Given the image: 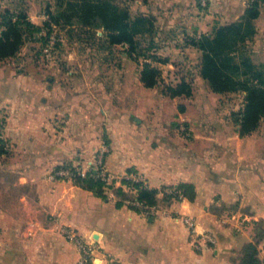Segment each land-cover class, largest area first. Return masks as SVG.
<instances>
[{
  "label": "crops",
  "instance_id": "obj_1",
  "mask_svg": "<svg viewBox=\"0 0 264 264\" xmlns=\"http://www.w3.org/2000/svg\"><path fill=\"white\" fill-rule=\"evenodd\" d=\"M144 6L157 23L153 35L163 39L210 34L238 20L246 0ZM164 43L159 52L169 48ZM68 74L46 86L38 78H0L5 133L20 148L8 168L18 181L0 191V264H77L78 249L62 234L64 226L97 242L92 264H240L257 225L264 228V142L241 136L231 123L222 101L235 93L214 92L192 71L176 80L190 83L192 94L177 97L145 87L139 73L133 79L121 70L113 81L101 79L105 87L97 91L78 73ZM103 146L112 186L132 174L156 190L191 183L194 201L174 200L165 214L150 216L118 207L109 192L104 199L74 180L50 177L64 163L95 171ZM185 217L213 242L201 239L197 248ZM259 242L264 264V237Z\"/></svg>",
  "mask_w": 264,
  "mask_h": 264
},
{
  "label": "rangeland",
  "instance_id": "obj_2",
  "mask_svg": "<svg viewBox=\"0 0 264 264\" xmlns=\"http://www.w3.org/2000/svg\"><path fill=\"white\" fill-rule=\"evenodd\" d=\"M75 1L0 0V31L4 28L2 22L6 16H12V19L16 20L17 16L24 15L39 28L26 36L27 41L15 56L0 59V78L8 76L38 78L46 86V83H50L49 80L51 79H58L60 82L65 81V78L69 76L68 72L71 71L78 73L81 79L91 83L97 91L100 87H105L100 86L101 79L103 81V79L110 78L113 81L116 76H119L121 70L125 75L135 79L138 73L140 75L142 65L146 62H152L150 57L152 54L160 60H167L164 63L155 64L161 69L166 83L177 84L176 80L187 74L188 71L200 74L199 69L195 68V64L197 61L200 63L202 53L191 44L194 37L161 39L154 36L157 23L149 13H146L144 5L148 0H111L114 6L127 9L132 18L137 16L145 18L135 26L138 31L135 36L138 42V51L135 54L128 52V45L109 46L106 38L107 31L102 27V19L96 17L94 22L86 24ZM253 1L246 0V7ZM203 5L206 6L204 1ZM263 8L264 4L260 11ZM55 19L59 21L58 25H55ZM252 25L255 33L247 37L245 42L240 45L238 56L248 57L256 67L264 71V20L255 19ZM163 42L169 45V48L165 52H159L157 45ZM138 52H141L139 56H137ZM113 87L115 84L111 85L110 88ZM160 88L162 89V87ZM1 97L3 94L0 90V191H5L11 189L12 184L18 181L17 173L10 172L8 168L13 159L20 158V148L15 142L16 137H12L10 142L9 136H6L5 122L8 115L6 113L7 108L2 105ZM228 100L226 97L225 101H222L225 103L223 108L228 110L230 121L234 124L232 112L243 110L245 105L244 93L237 92L235 95H231ZM233 109L235 111H232ZM246 135L257 142H264V117L258 127ZM63 167L83 170L81 165L64 163L54 168L50 177ZM93 168L88 169L86 174H90ZM109 186L110 188H106V192L112 194L116 202L123 200L124 197L117 195L116 187L111 184ZM160 199L159 204L163 208L171 205L174 201H164L163 197ZM127 201L124 202V205L131 208ZM255 231L257 235L260 234L263 232V226L257 225ZM257 247L259 256L262 251L259 248V240Z\"/></svg>",
  "mask_w": 264,
  "mask_h": 264
},
{
  "label": "trees",
  "instance_id": "obj_3",
  "mask_svg": "<svg viewBox=\"0 0 264 264\" xmlns=\"http://www.w3.org/2000/svg\"><path fill=\"white\" fill-rule=\"evenodd\" d=\"M75 3L82 12L81 17L86 24L94 22L96 17L102 19V27L107 31L109 46L128 45L130 54L137 53L138 42L135 36L138 31L135 26L145 18L138 16L132 18L127 9L114 6L111 0H76ZM263 4L264 0H255L246 7L237 21L215 26L210 34H201L191 40V44L202 53L199 72L209 82L211 89L221 94L244 93L243 110L232 112L233 122L239 127L241 136L253 132L264 117V71L256 67L248 57L238 56L240 45L255 33L252 24L259 17ZM2 24L4 28L0 31V59L15 56L27 41L26 36L39 29L24 15L17 16L16 20L12 19V16H6ZM58 24L59 21L55 19V25ZM140 54L141 52H138L137 56ZM150 57L152 62L144 63L140 71V80L145 87H162L163 93L170 97L192 94L191 84L184 80L175 85L164 81L161 69L155 64L167 60H160L154 54ZM129 172L132 173L130 170ZM74 181L97 196L107 198L106 188H110V184L96 177L95 171L85 176H77ZM121 182L122 185L115 188L117 195L124 197L123 200L116 202L118 207L123 206L126 200L133 199L149 205L159 204L161 199L158 195L164 188L162 190L149 188L144 181H135L128 177ZM170 187L175 193L164 194V201L172 202L181 198L194 201L196 192L193 184L181 183L176 187ZM129 190H136V194ZM131 209L140 212L137 208ZM263 237L264 228L263 232L257 235V241L243 247L240 264H262L258 256L257 242Z\"/></svg>",
  "mask_w": 264,
  "mask_h": 264
},
{
  "label": "built area",
  "instance_id": "obj_4",
  "mask_svg": "<svg viewBox=\"0 0 264 264\" xmlns=\"http://www.w3.org/2000/svg\"><path fill=\"white\" fill-rule=\"evenodd\" d=\"M47 50L48 48L46 49V51ZM106 153H107L106 146H103L97 152L95 172H96V177L105 181L107 184H111L109 175L104 169L103 161H104V157ZM91 171H93V169ZM86 173L87 172H85L84 170L73 169L71 167H63V168H60L58 171H56L51 176V178L54 179L55 177H58V178H63V179L75 180L77 176H85ZM128 178L133 179L135 181L145 182L143 178L137 175H131ZM129 191H131L133 194H136V190H129ZM173 193H175V191L171 187H166L161 191L162 196H164V194L170 195ZM127 204L130 205V207L139 209L140 212L145 215L156 216L161 213L162 214L166 213L165 208H163L160 204L149 205V204L140 202L136 199L128 200ZM183 221L185 225L188 227L190 236L195 241L197 248H200L199 240L201 239L205 240L206 242H213L212 237L209 233L197 231V223L192 217H185ZM61 232L63 233V235L69 242L73 243L77 247L78 253H79L77 264H92L98 252V249H99L97 246V242L92 238H87L85 236H82L75 228H72L70 226L62 227Z\"/></svg>",
  "mask_w": 264,
  "mask_h": 264
}]
</instances>
